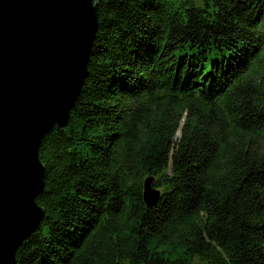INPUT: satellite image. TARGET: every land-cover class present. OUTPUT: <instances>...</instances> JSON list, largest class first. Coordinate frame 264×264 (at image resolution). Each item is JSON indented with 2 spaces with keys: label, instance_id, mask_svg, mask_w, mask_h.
<instances>
[{
  "label": "trees",
  "instance_id": "1",
  "mask_svg": "<svg viewBox=\"0 0 264 264\" xmlns=\"http://www.w3.org/2000/svg\"><path fill=\"white\" fill-rule=\"evenodd\" d=\"M98 23L18 264H264V0H101Z\"/></svg>",
  "mask_w": 264,
  "mask_h": 264
},
{
  "label": "water",
  "instance_id": "2",
  "mask_svg": "<svg viewBox=\"0 0 264 264\" xmlns=\"http://www.w3.org/2000/svg\"><path fill=\"white\" fill-rule=\"evenodd\" d=\"M100 1L0 0V264H18L45 215L41 145L68 124L82 92ZM152 182L148 205L160 197Z\"/></svg>",
  "mask_w": 264,
  "mask_h": 264
}]
</instances>
